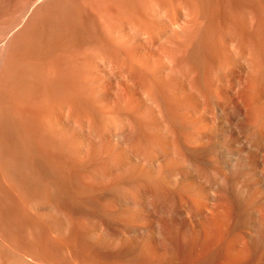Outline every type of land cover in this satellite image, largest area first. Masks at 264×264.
<instances>
[{"label": "bare ground", "instance_id": "6f19581e", "mask_svg": "<svg viewBox=\"0 0 264 264\" xmlns=\"http://www.w3.org/2000/svg\"><path fill=\"white\" fill-rule=\"evenodd\" d=\"M26 1L22 2L23 4H21V6L17 10V12H15L16 11L15 10L14 11L15 13L13 15L11 14L12 16L8 20H5L7 18L4 17L5 14H7L8 10L3 8V10L0 11V17L3 16L5 18V19L2 18L3 19L1 21L2 23H0V121H1L2 115L3 116L5 114L7 115V116L5 115L4 117H2V120H4V118L7 117L6 120H4L3 122L0 123V169H2L3 167H7V168L11 167V169H12L13 166L15 167V165H17L18 163H19V165H21L22 162L25 163L27 161V159L29 158V156H28L29 151L32 149V150H34L33 152L36 153L35 150L38 149L37 144H38L39 140L36 143L35 140L32 138L33 136L32 137L30 136L32 134L29 135L30 128L28 130H25V128H26L25 126L28 123L26 122L27 124H25V122H23V124H25V126L23 128V126L20 125V127L23 128V130H21L22 128L15 126V124H14L18 121L16 120L13 122L11 120V118L13 119L15 117L14 116L15 114L12 111H10L11 110L9 108L10 103L8 104L9 100L7 101V99L5 98L6 96L3 93V89L6 88V86H7V85L6 86L4 85V82L6 84V80L3 81V79H5L4 76H8L9 72H12L14 66L18 62V56H19V52H20L19 49L21 48L20 39L23 37H26V36H29V37L36 39V37L38 35L40 36L41 32L39 31V29H42V27H40V26L43 23L42 22L43 18L45 16V13L48 10L49 5L54 0H32V1H27V2ZM56 1H59V0H56ZM52 3H54V2H52ZM55 4H57V9H58L60 5L58 3H55ZM60 4H62L61 1H60ZM64 4H65V2H64ZM2 6H4V5H2ZM53 6H55V5H52V8H53ZM224 7H225V5H224ZM0 8L2 9V7H0ZM13 8H14V6H13ZM61 8H63V7H61ZM71 9H73V8H71ZM54 10H56V9H54ZM59 10L60 9H58V12L56 13L58 15H59ZM77 10H75V11H77ZM74 13H77V12H74ZM56 14H55V16H56ZM251 16H253V15H251ZM52 17H53V15H52ZM59 17H61V13H60ZM66 19H67V17H66ZM53 20L55 21V19H53ZM228 22H229V20H228ZM182 23H184V22H182ZM251 23H253V22H251ZM52 24H54V23H52ZM73 24H75V22ZM77 25H79V24L77 23ZM77 25L75 24L73 27H71L72 28L71 29L72 30L71 35L73 34L74 38L77 37V34L79 36L78 29H79L80 25L79 26H77ZM57 26L58 27L56 29V33H58L57 35H59L60 33H62V30H60V28L63 25L61 26L59 24ZM223 27H224V25H223ZM175 28H178V27H175ZM232 29L233 28H231V30ZM253 31H251V32H253ZM234 32H235V30H234ZM234 32H233V34H234ZM141 33H142V31H141ZM237 33H236V35H238ZM86 35L87 34H85V36ZM239 35H241V34H239ZM224 36H221V37H224ZM227 36H228V34L226 35V38H227ZM230 36H231V34L228 36V38ZM258 36H261V35H258ZM61 37H63V36H61ZM263 37H264V35H263ZM49 38H51V37H49ZM166 38H164V39H166ZM239 38H240V40H239L240 43H235L237 41V36H235V34H234V37H233L234 42H233L231 37L229 39H231L232 41L230 42V40H229V42H230V44L232 42L234 44H237L236 47L233 46L236 49H238L240 47H242V48L244 47L243 49L240 48L243 50V53H244V51L246 50L245 45L247 46L250 43H248V40H247V42H246L247 44H245L244 41H246L245 39H247V37L245 39L243 38L244 41L241 40L242 37H239ZM255 38L257 41L260 39L257 36ZM255 38H253L254 41H255ZM44 39H45V37H44ZM158 39H159V37H158ZM198 39L200 40L201 38L199 37ZM223 39H222V41L225 40V39L224 40ZM261 39L260 40L263 41L262 37H261ZM216 41H215V43L212 42V46L211 45L210 46L212 49L214 47L215 48L214 50L219 52L218 55H220V56L216 55L217 58H215L216 64L218 63L220 70H224V65L228 66V67L230 66V63H228V62H230L231 60L228 62H227V60L231 59L230 58V55H231L230 50L233 51V48L231 46H230L231 47L230 48L227 43H226L227 45H225L224 42L221 43V41H220V43L218 41L217 43H219V44H217ZM261 41H259V42H261ZM33 42H35V41H33ZM225 42H227V41H225ZM250 42H251V40H250ZM259 42H257V43L259 44ZM233 43H232V45H234ZM252 43H254V42H252ZM56 44H57V42H56ZM75 44H76V42H75ZM207 44H208V42H207ZM209 44H211V42ZM255 45H257V44H255ZM259 46H261V45H259ZM259 46H258V50H259ZM247 47H249V45ZM71 48H73V46H71ZM194 48H193V50H194ZM209 49H210V47H209ZM261 49L258 52H262ZM238 50H236V51L238 52ZM242 50L240 53L238 52L239 54L236 52L235 53L233 52V53H234V55L235 54L238 55L237 56L238 58L235 57L236 59L242 58L241 61H243V59H244V61H245L244 63H246V64H244V68H245V71L248 73V71L246 70V67H247V69L250 67H254V66H252L253 63L251 61L255 60V59H251V57H250L251 54H249L250 55L249 58L251 60H249L248 57H247V59L249 61L246 60V56H247L246 54L248 51L243 54V55H246L243 58V55H240L242 53ZM36 54H34V55H36ZM34 55L32 56L33 57L32 59H34V57L37 56V55L36 56H34ZM239 55H240V57H239ZM254 56H256V55H254ZM196 57H197V55H196ZM37 58H38V56H37ZM257 58H258V56H257ZM121 59H123V58H121ZM27 60H29V59H27ZM38 60H39V58H38ZM195 60H194V63L196 62V65L200 64L198 62L199 61L198 59H197L198 61H195ZM45 61H47V60H45ZM126 61H127V66H126V71H125V73H126L125 74L126 75V97L124 98L125 100L121 97L123 100L122 105L120 104L119 106L118 105L115 106V104H117V103H114V106L116 107V108L115 107L114 108L116 110H115V115L113 112L114 116L113 115L112 116L115 117L116 120L112 116L109 115L110 112L113 111L110 107L109 108L111 111L106 109V107H108V106L105 107L107 112H109V114H108L105 109H104L105 111L103 110L102 105H104V104H101V103L98 104L99 101L97 102L96 100H95L96 102L94 100L90 101L91 99L89 100L88 97H87L88 99H86V96L84 95V93L86 92L85 90H87L88 88H86L84 90L85 91L84 92L83 86L85 85V82L87 81L86 79H89V78H87V76L85 77V75L82 76V74H81L82 71L79 70V68H80L79 66H78L79 67L78 69L74 67L73 69L66 70L63 73L60 71L59 76L61 77V80H59V82H58L59 84L57 85L58 90L56 87L53 88V86H52L54 91L56 89L55 93H57V91H58V94H56V95L59 96V97L57 96L59 98V101L57 100L58 103L56 102L57 103L56 104L54 102L52 105V103L47 104L49 101L48 100L46 103L47 106L44 105L43 107H42L43 104H41V109H38L40 111L38 112L39 116L37 118L38 124L36 125L37 126L36 128H39V130H38L39 132L37 131V133H41L44 135H48L47 133H49L50 131H53L52 132V134H53L55 131L59 130L58 132L62 131L61 134L64 133L65 136H67L65 138H68L67 141L69 142V144H67L68 143L67 142L65 145L66 146L69 145L70 148H68V146H67V149H68V151H69V149H71V154L69 153L70 151L68 152L66 148H64V149L70 154V156L72 158V162L74 163L73 168L68 166L72 163L70 156L68 158L70 159L69 162H71V163L67 165L68 167L66 165H65L66 167L63 165L65 167V169H61L62 171L59 170L57 168V166H55V165H62L61 163L58 164L57 160H56L57 163L54 162L55 157L53 158L51 156V158L54 161L52 159H50V158L48 159L46 157L45 158L48 159L49 161L46 160L45 158H44L45 160L44 159L42 160L40 158V160H42L41 164L43 163V161H46L41 166H46L47 169L49 168V170L52 172H57V171L59 172L58 176H60V180L56 179V180H59L58 182L55 179H47L44 181L43 180L40 181V179H29L28 181L24 182L23 179H21V180H23V181H21L20 179L12 178V176H15V174L13 173L14 171L12 172V175H11L8 172L5 173L6 170L4 168H3L4 172L2 170H0V171H2V172H0V175L2 176L1 179L2 180L4 179L3 176L7 177L4 180L5 183L3 184L4 181L2 182L3 185L7 184L6 186H7V188H9V190H10V188H12L11 190L14 189V192L16 191V193L20 192L18 194H21V195L23 194V197H25L27 195L26 199H24V200H23V197L21 196L22 198H20V202H19L20 204H17V205H19V207L22 206V209L24 208V210H26L25 212H28L27 213L28 216H26V217L32 218V219L30 218L29 220H32L33 222H35L34 226L36 224L37 226H40V227L42 226V227H45L46 229H48L47 232H49L48 234L51 235L49 238H51V237L53 238L52 242H54L53 243L54 245H52L50 243L51 246L50 247L47 246L48 249H46V248L44 249L43 246H39L37 244L38 242L36 243V242L32 241V242H34V244L35 243L36 244L34 245L35 247L32 246V249H30V251H31V250H33V247H34V250L32 252H29L26 250V248L24 249L21 246L24 243L23 241H22L23 243L20 246H19V243H16V245L14 244V246H12L13 243H12V245L11 244L9 245V242H5L6 239L4 240L3 236L0 235V264H109L113 261L118 262L119 260H120V262L123 261L124 264H223L224 263L223 261H222L223 263H221L220 259H218V257L219 258L222 257L220 255L219 256L217 255L218 244L213 243V244H211L210 248L209 247L207 248V251L206 250H203L202 252L200 251V249H202L201 248L202 245H200V244H202V243L199 244L200 245V247H199L197 239L199 237L201 238V235H202L203 231L205 230V228L203 227L205 224L200 220L199 221L196 220V219H198L197 216H196L197 218L194 219L196 221L193 220V223H189V225H188L191 229L190 231L192 232V236H191L192 239L191 240L193 243V244L191 243L192 245L188 246L189 248L188 247L183 248L180 246L181 243L180 244L177 243L178 238L182 235L176 236L175 232H174L175 236L171 235V233L173 231H175V229L173 231L168 230L169 231L168 234H167L168 231L166 230L167 235L166 234H164V235H165V239L167 240V242H166L167 244H161V243L156 242L154 244L152 243V244L140 245V244H133L131 242L132 237L130 236V234L131 233L134 234L136 230L130 229L131 232H129L130 230L124 231L125 230L124 229L123 230L124 232L121 230V231H119L120 233L119 232L116 233V231L113 230L109 226L110 223H118V224L124 225L128 222H131V223L132 222H138L140 220V218H143V216H141L139 214H136V213L133 214L134 212H132L131 214H128V217H129V220H128L127 218L126 219L124 217L122 218V215L124 216V214L121 212H118V213L114 212L112 214V212L111 213L107 212V211L104 212V210L103 211L101 210L99 212V215L106 218V221L102 222V220L101 221L98 220L99 221L98 222V221H96L97 219L93 220L94 217H92V214H93L92 212L94 209L92 210V208H91L93 203L92 204L90 203L92 201V198H91V201L89 202V204L85 203V201H84V203H85L84 204L83 201L81 200V192L83 194V190H84V192L86 191L87 193H90L91 189L93 187L91 188V187L87 186L88 187L87 188L85 185L79 183L80 181L79 182L76 181V179H80V178H78L79 176L82 177V174L80 175V173L82 171L81 168L83 170H85L86 173H88L87 176H85L86 173L83 172L84 173L83 175L86 179H92V181L94 180V181L101 182V183H102V181L112 180V179H144L148 183L149 182H155V183L164 182V181L171 180V179H172V181H173V179L174 180L190 179L193 182V184H191V186H189L192 188V189L190 188L192 190L191 192L196 193V195H198V197H200V199H201V200L199 199L200 202L196 206L194 205V209L197 210V211L194 210V212L195 213L198 212V214L196 213V215H199L200 213L204 214L206 212V214H205L206 217H210V218H212V220H213V217L218 214V211H219L218 205L221 203L219 201L220 200L222 201V196H224L225 193H226V195L230 196L229 198L232 199L231 201H233V206L235 205L236 209H239L240 212L246 211L249 214L251 213L252 215L253 214L255 215V214H258V212L260 210V208L258 210V207L261 206L260 204H262L261 210L264 208V82L261 80V85L256 84V82L258 80L257 81L255 80V82L253 81V79H255V76L251 75L252 78L254 77L252 79L251 77L246 76V75H249V73L247 74L246 72H244V75L247 78L244 75H242V76H244L243 78L241 77L242 80L244 79L243 81L239 82L241 80L240 78H237V80H236L235 77L233 78L232 74H229L236 81L232 79L231 80L232 82H230V80H229L230 76L228 75L229 77H227L228 80L226 83V80H225L226 77L224 78V74H223L224 71L222 72L223 75H221V77L223 76L222 79H220V76H218L219 79L214 78L215 80L212 79V81H211L208 78L210 75L207 76L208 75L207 71L203 70L204 68L201 64L198 66L199 68L197 67V71H196L197 74L196 75L198 78L196 79V81L192 80V82H191L190 81L191 78L189 80V79H186L184 77H181L180 80L176 78L177 80H179V81H177L172 76H171L172 78L169 76L171 74H169V73H165L168 75L163 74V72H165V68H164V71H159L157 68V70H158L157 71V70H153V68H152L153 66H152L150 68H152L153 72L150 71L151 70L149 68L150 65H148V67H147L146 66L147 63L145 64L142 56L137 55L136 53L130 52L128 54V58ZM237 61H239V60H237ZM166 62H167V60H166ZM170 62L171 61H169V63ZM197 62H198V64H197ZM250 62L252 64H250ZM256 63H257V60H256ZM26 64L28 66V63H26ZM124 64H126V63H124ZM261 64H262V62H261ZM44 65H46V64L44 63ZM44 65H42V66H44ZM194 65L195 64H193V66ZM245 65H246V67H245ZM228 67H226V68H228ZM31 68L33 69V66ZM115 68H117V67H115ZM256 68H257V65H256V67H254V69L252 68V70L248 69L249 71H252V72H250V74L254 72V74L257 75L259 73V72L257 73L258 70H262L261 74L262 75L264 74L263 69L257 68L258 69L257 70ZM14 69L16 70L17 68H14ZM38 69H39V66H38ZM15 70L12 72L13 74H14ZM17 70H19V65H18ZM25 70H26V68H25ZM44 70H45V67H44ZM44 70L40 71V73L43 74V78H41L42 76L39 77L38 81H40V82L38 84H40L41 86H44L45 89H47L49 87V82H51L52 80L51 81H49V80L45 81L48 75H45V73H43ZM47 70L48 69H46L45 72H47ZM254 70H257V71L255 72ZM26 71H25V73H26ZM32 71H34V70H32ZM166 71H168V69ZM226 71H227V69H226ZM227 72H229V71H227ZM6 73H8V74H6ZM28 73L23 74L24 76L21 75L22 79ZM35 73H33V74H35ZM85 73L89 74V72H85ZM240 73H241V71H240ZM106 74H108V73H106ZM111 74H113V73H111ZM114 74H113V76H114ZM259 74H258V76H259ZM10 75L12 76L11 73H10ZM225 75L227 76V74H225ZM262 75H260V77ZM89 76H90V74H89ZM185 76H187V75H185ZM240 76L241 75H239V77ZM215 77H217V76H215ZM263 77L264 76H262L261 78L263 79ZM258 78L259 77H257V79ZM24 79H27V78H24ZM238 79H240V80H238ZM26 81H28V79ZM26 81H24V82H26ZM213 81H215V82H213ZM83 82H84V85H83ZM262 82H263V85H262ZM53 83H55V82L53 81ZM258 83H260V81ZM27 84L29 85L30 83L27 82ZM32 84H30V85H32ZM23 85H24V83H23ZM50 85H52V84H50ZM14 87H15V85H14ZM29 88H30V86H29ZM49 88H51V87H49ZM107 88H109V87H107ZM23 89H24V87H23ZM8 90H11V89H8ZM16 91H18V90H16ZM41 91H43V90H41ZM119 92H121V90ZM95 94H97V93H95ZM49 96L50 95H48V97ZM99 99H101V98H99ZM34 100H35V98H34ZM13 103H16V102H13ZM10 116H11V118H10ZM27 119L28 118H25L24 121H26ZM29 120L30 119H28V122H29ZM22 121L23 120H21V122ZM19 124L20 123L18 122V125ZM30 125L32 127V124H30ZM30 125L28 127H30ZM14 127H16V128L14 129ZM49 135H51V133H49ZM56 135L58 136V133ZM54 137H56V136L53 135V138H51V139H55ZM61 137H62V135H61ZM63 137H64V135H63ZM46 138H48V137H46ZM58 141H60V140H58ZM65 142H66V140H65ZM62 144H64V143H62ZM66 146H63V147H66ZM40 147H41V145H40ZM54 150H56V148ZM40 153L41 152H39V154ZM37 154H38V152H37ZM39 154H38V156H40ZM34 157L37 158L35 156V154H34ZM62 158H64V157H62ZM55 159H57V158H55ZM35 160H37L38 162L40 161L38 158ZM67 160L68 159L66 158V161ZM53 163H56V164H53ZM63 164H67V163L64 162ZM62 167H59V168H62ZM11 169H9V170H11ZM30 170H31V168H30ZM7 171H8V169H7ZM32 172H33V170H32ZM71 179H73V180L75 179V181L77 182L78 185L77 184H76L77 186L72 185V184L76 183L75 181H74L75 183L70 184L72 182ZM69 185L70 186L72 185L71 187L76 188V189L74 188L73 190L78 189V191H77L78 194H75L76 192L74 193L73 190H70L71 187ZM0 187L3 188L4 190L6 189L5 186H3V187L0 186ZM154 187L151 185H144V186L141 185L138 188L131 187V186L130 187H123V186L122 187H119V186H108V187H106L105 186L103 191L111 193L110 196L112 194H114V198H116L115 200H117L119 202L121 201V202L126 203L127 200L130 201V200H134V199H138V198H142L143 200H147L148 194L153 193V191H155V192L157 191L156 189H154ZM178 187L176 186L175 188H178L181 190L180 187H182V190H184V191L187 189V186H185V185H184V187H183V185L178 186ZM1 188H0V191L2 190ZM101 188H103V187H101ZM156 188L158 189V188H160V186L159 187L156 186ZM161 188H163V187H161ZM163 189H161V190L158 189L159 190L158 192H160V191L165 192L166 190L164 189V191H162ZM6 190L8 191V189H6ZM100 190L102 191V189H99V191ZM138 190H139V192L140 191L144 192V195H142V197L141 196L137 197L135 195V192H137ZM173 190H175V189L173 188ZM70 191L73 193H71ZM92 191L94 192L95 188ZM96 191H97V193L99 192L98 189ZM14 192L12 191V193H14ZM143 192H141V193L143 194ZM9 193L10 192H8V194H7L5 191L0 192V208L5 211V214L3 213L4 214L3 216L0 215V216H2L1 218L5 217V215H9L10 212H11V216H12L13 210L17 211V209L12 210V208L17 206V205H15V203H18V202H15L12 198H10L12 196L10 195V197H9L8 196ZM87 193H86V195H87ZM100 193L102 194V192H100ZM18 194H16V195H18ZM226 195H225V197H226ZM160 197H162V195ZM225 197L223 199H225ZM89 198H90V196H89ZM162 198H164V196ZM227 199H228V197H227ZM67 203H69L70 206ZM97 203L98 202H96V204ZM90 204H91V206H90ZM66 206L67 207L69 206L71 209H73L72 212L69 211ZM17 207H15V208H17ZM65 208H67L66 210H68L71 213L67 214L68 211L64 212ZM76 208H79V209L76 210ZM93 208H95V207H93ZM99 208H103V207H99ZM19 210H20V208H19ZM8 211H9V214L6 213ZM202 211L203 212L205 211V212L203 213ZM15 212H13V213H15ZM240 212H236L237 215ZM262 214H264V212ZM16 215H17V213H16ZM126 215H125V217H127ZM240 216L241 215H239V217ZM10 217H8V218H10ZM148 217L150 218L151 221L157 220V219L154 220L152 218L154 216H148ZM255 217H256V215H255ZM144 218H146V217H144ZM217 218L215 217L214 219H217ZM241 218H239V219L241 220ZM246 218H247V220L249 219L248 217H246ZM3 219L1 221L5 225L4 221H8V219H7V217L5 218L7 220L4 219V221H3ZM11 219L12 218H10V220ZM243 219H242V222H243ZM208 220H210V219L208 218ZM232 220L234 221V219H232ZM29 222H31V221H29ZM235 222H236V219H235ZM72 223H74V224L75 223H80V224L83 223V224H81L80 231H76L74 229L75 226ZM12 224H14V223H12ZM80 224H79V226H80ZM2 225H0L1 226L0 228H2ZM23 225H21V226H23ZM31 225H33V224L31 223ZM209 225H211V224H209ZM231 225H233V224L231 223ZM72 226H74V228ZM35 227L33 229H35ZM5 228H7V227H5ZM26 228H27V226H26ZM76 228H77V225H76ZM46 229L43 231H46ZM78 230H79V228H78ZM141 230H146V228L141 229ZM177 230H180V229H177ZM25 231H26V229H25ZM43 231H41V232H43ZM47 232H46V234H47ZM24 233H26V232H24ZM179 233L180 232H178V234ZM8 234H9V232H8ZM7 235H5V236H7ZM12 236H13V234H12ZM41 236L42 235H40V237ZM203 236H204V233H203L202 237ZM14 239L12 240V242H14ZM133 239L136 240V238H134V237H133ZM133 239H132V241H133ZM201 239H203V238H201ZM201 239H200V242L202 241ZM57 247H60V248H58V250L61 249V253L56 249ZM158 253H160L162 256L159 257L157 255Z\"/></svg>", "mask_w": 264, "mask_h": 264}, {"label": "rangeland", "instance_id": "374dc122", "mask_svg": "<svg viewBox=\"0 0 264 264\" xmlns=\"http://www.w3.org/2000/svg\"><path fill=\"white\" fill-rule=\"evenodd\" d=\"M25 1L26 0H20V1L19 0H14V1L13 0H0V7H2V9L0 8V11L3 10V8L8 10L7 14H5V16H4L7 19H5L3 16L0 17L1 18L0 23H2L1 22L3 20L2 18H4L5 20L10 19V17L15 12H17V10L20 8L21 4H23L22 2H25ZM27 1H32V0H27ZM55 1L56 0L52 1L54 3L51 2V4L48 7L47 12L45 13V16H44L43 21H42L43 23L40 26V27H42V29H39V31L41 32L40 36L38 35L39 37L37 36L36 39L29 37V36H26V37H23L20 39L21 48L19 49L20 52H19V56H18V62L14 66V68L18 69V65H19V70H17V69L15 70L14 68L12 70V72L15 70V72H14L15 75L17 73L18 74L15 76L12 72H9V75L4 76L5 79H3V81L6 80V84L4 82V85L5 86L7 85L6 86L7 89L4 88L5 86L3 87L4 88L3 93L5 94V96H6L5 98L7 99V101L9 100L8 104L10 103V105H9V108L11 109L10 111H12L15 114L14 116L16 117V118L14 117L12 119L10 116L11 120L13 122L17 120L20 124L18 125V122H16V123H14L15 126L20 127V125H21V126H23V128H24L25 124L28 123L25 126L26 127L25 130H28L30 128L29 135L32 134L30 136L31 137L33 136L32 138L35 140L36 143L38 140L40 142V143L38 142V144H37L38 149L36 148L37 149V150H35L36 153H34L33 152L34 150H32V149L29 151V153H28L29 158L27 159V161L25 163L22 162V164L20 163L21 165H19V163H18L17 165H15V167L13 166L12 169H11V167H9V168L3 167L6 170L5 173L8 172L9 174L12 175V172L14 171L13 173L15 174V176H12V178L20 179V180L23 179L24 182L28 181L29 179H40V181L41 180L44 181L47 179H55V180L59 179L60 180V176H58L59 172L58 171L52 172L49 170V168L47 169L46 166H41L42 164H44L46 162V161H43V163L41 164V161L45 157L48 159L49 158L52 159L51 156L53 158L55 157L57 159L54 158L55 161L53 159L52 160L56 163L58 161V164H60V163L62 164V165H55V166H57V168L59 170L65 169V167L72 162V158L70 156L71 149H69V151H70L69 152L67 149V146H68V148H70L69 145H67V146L65 145L68 142L67 141L68 138H65L67 136H65L64 133L61 134L62 131L58 132L59 131L58 130V131H55L53 134H52L53 131H50L49 133H51V135H49V133H47L49 135L48 136V135H44L41 133H37L39 128H36L37 127L36 125L38 124L37 123L38 122L37 118L39 116L38 112L40 111L38 109H41V104H43L42 105V107H43L44 105L47 106L46 103L48 100L49 101L47 104L52 103V105L54 102L56 103L57 100L59 101V98H58L59 96L56 95V94H58V91H57V93H55L56 89L54 91L53 88L56 87L58 90L57 85L59 84L58 83L59 80H61V77L59 76L60 71L63 73L64 71L71 70L74 67L77 69L80 67L79 70L82 71V73H81L82 76L85 75V77L87 76V78H89V79H86L87 81L85 82V85L83 82V85H84L83 91L86 88H88L87 90H85L86 92L84 91L85 93L83 92L84 95L86 96V99L89 98V100L91 99L90 101L96 100L97 102L99 101L98 104H100V103L104 104V105H102L103 110L105 109L106 106H108V107H106V109H108L109 111H111L110 110V108H111L113 111H111L112 113L110 112V114L105 109L106 112L110 116L113 115V112L115 115V110H116L115 106L116 105L119 106L120 104L122 105L123 104L122 98L124 99L126 97V75H125L126 73H125V71H126V66H127L126 60L128 58V54L130 52L136 53L137 55H141L145 64L147 63L146 66L148 67V65H150L149 68L153 66L152 67L153 70H157V68H158L159 71H164V68H165V72H163V74L169 73V74H171L169 76L170 77L172 76L173 78H175V80H177V79L180 80L181 77H184V78L189 79V80L191 78V80H190L191 82H192V80L196 81V79L198 78L196 75L197 74L196 73L197 67L201 64L204 68V69L203 68L202 69L207 71V74H208L207 76L210 75L208 78L211 81H212V79L213 80L219 79L218 76H220V79H222L223 76L221 77V75L224 74V78L226 77L225 80L227 83V80H228L227 77L230 76L229 74H232L233 78L235 77L236 80H237V78H240L241 80L240 79H238V80H240L239 82H241L244 80V79L242 80V78L245 76L244 72H246V71L244 68V64H246V63H244L245 62L244 59H243V61H241L242 58L236 59V58H238L237 54L234 55L235 52L240 53L241 50L244 48V47L243 48L240 47V48H242V49H240L237 47L239 50L235 48L237 45V44L233 43L234 42L233 37L235 34V36H237V41L235 40L236 41L235 43H240L239 37H242L241 40H243V41L247 37V39H245L246 41H244V42H245V44H247L246 42L248 40V43H250V44H248L249 47H247L248 45L247 46L245 45L246 50L244 51V53H246L248 51L246 54L247 56L243 55L244 54L243 50H242V53L240 55H243V58H244V56H246V60H248L247 57L249 58V56H250L249 54H251V56H250L251 59H255V60L251 61L253 63L252 66L256 67V65H257V68L263 69V72H264V68H263L264 67V49H263L264 48V45H263L264 44V42H263L264 41V37H263V35H264V0H260V1L259 0H227V1L226 0H59L56 2ZM60 1L62 2V4H60ZM64 2H65V4H64ZM55 3H58L60 5L58 9L61 10V11L59 10V15L61 13L62 18L59 17L58 14H56L58 12V9H57V4H55ZM1 4L4 6H2ZM52 5H55V6H53V8H52ZM224 5H225V7H224ZM13 6H14V8H13ZM61 7H63V8H61ZM71 8H73V9H71ZM54 9H56V10H54ZM75 10H77V11H75ZM74 12H77V13H74ZM54 13L56 14V16ZM52 15H53V17H52ZM251 15H253V16H251ZM66 17H67V19H66ZM53 19H55V21ZM228 20H229V22H228ZM57 22L58 23L60 22L59 24L61 26L63 25L60 28V30H62V33H60L61 35L59 34L60 36L57 35L58 33H56V29L58 27L57 25H59ZM74 22L76 25H77V23L80 25V26L77 25V26H79V29H80V30L78 29V33H79V36L77 34L78 38L77 37L74 38L73 34L71 35V33H72L71 27H73L75 25V24H73ZM182 22H184V23H182ZM251 22H253V23H251ZM52 23H54V24H52ZM223 25H224V27H223ZM175 27H178L179 29L175 28ZM231 28H233L232 29L233 31L231 30ZM234 30H235V32H234ZM141 31H142V33H141ZM251 31H253V32H251ZM233 32H234V34H233ZM236 33L238 35H236ZM85 34H87V35L85 36ZM227 34H228V36L231 34L230 37L232 38V40H233L232 43L234 45H232V43L230 44V42L232 41L231 39H229L230 37L228 38V36H227V38H226ZM239 34H241V35H239ZM258 35H261V36H258ZM61 36H63V37H61ZM221 36H224L225 38L221 37ZM256 36L260 39L262 37L263 41H261L262 39L261 40L259 39L257 41L255 38ZM44 37H45V39H44ZM49 37H51V38H49ZM158 37H159V39H158ZM199 37L201 38L200 39L201 41L198 39ZM164 38H166V39H164ZM253 38H255V41L253 40ZM222 39L224 41H222ZM249 39L251 40V42ZM229 40H230V42H229ZM33 41H35V42H33ZM215 41H216V43L218 41H219V43H220V41H221V43L224 42L225 45L228 44L229 47L231 46L233 48V51L230 50V54H231L230 58L231 59L227 60V62L231 60L230 62H228V63H230V66L228 67V66L224 65V70H220L218 63L216 64L215 58H217L216 55H218L219 52L214 50L215 49L214 47H213V49L211 48L212 42L215 43ZM225 41H227V42H225ZM259 41H261L262 43ZM56 42H57V44H56ZM75 42H76V44H75ZM207 42H208V44H207ZM210 42H211V44H209ZM252 42H254V43H252ZM257 42H259V44ZM219 43H217V44H219ZM255 44H257V45H255ZM259 45H261V46H259ZM71 46H73V48H71ZM233 46H235V47H233ZM258 46H259V50L262 48L261 49L262 52H258L259 51ZM209 47H210V49H209ZM193 48H194V50H193ZM235 49L238 50V52ZM34 54H36L38 56L39 60H38L37 56ZM33 55L36 56V57H34V59H32ZM196 55H197V57H196ZM240 55H239V57H240ZM254 55H256V56H254ZM218 56H220V55H218ZM257 56H258V58H257ZM121 58H123L124 60ZM27 59H29V60H27ZM251 59L249 58V60H251ZM45 60H47V61H45ZM166 60H167V62H166ZM194 60L198 61L200 64H198V62H197L198 65H196V62L194 63ZM237 60H239V61H237ZM256 60H257V63H256ZM169 61H171V62L169 63ZM260 61L262 62V64ZM251 62H250V64H252ZM26 63H28V66ZM44 63L46 65H44ZM124 63H126V64H124ZM193 64H195V65L193 66ZM42 65H44V66H42ZM32 66H33V69L31 68ZM38 66H39V69H38ZM44 67H45V70H44ZM115 67H117V68H115ZM226 67H228V68H226ZM245 67H246V65H245ZM254 67H250L248 69L252 70V68L254 69ZM25 68L27 71L25 70ZM152 68H150L151 69L150 71H152ZM166 68L168 69L169 72L166 71L167 70ZM225 68L229 72H227ZM46 69H48L47 70L48 73L45 72ZM248 69L246 67V70L249 73V75H246V76H248V77H251V75L255 76V79H253L254 77L253 78L251 77V78L253 79L254 82H255V80L256 81L258 80L256 82V84L261 85V80L264 82V77H263V79L261 78L262 76H264V74L263 75L261 74L262 70H258V69H257L258 71L254 70L255 72L257 71V73L258 72L260 73V74L258 73L259 74V76H258V74L256 75V74H254V72L250 74V72H252V71H249ZM32 70H34V71H32ZM41 70H44L43 73H45V75H48L47 78L45 77L46 78L45 81H47V80L51 81L52 80L51 82L48 81L49 87H51V88H49L47 86L48 88L46 87L47 89H45L44 86H41L40 84H38L40 82V81H38L39 77L42 76L41 78H43V74L40 73ZM239 70L241 71V73ZM25 71H26V73L29 72L28 73L29 75L28 74L25 75V77H23V79L27 78L28 81H26L27 79H24V80L22 79V76H24L23 74H26ZM83 72L84 73L89 72L90 76H89V74H87V73L84 74ZM222 72H223V74H222ZM10 73L12 74V76L10 75ZM33 73H35V74H33ZM106 73H108V74H106ZM111 73H113V74L115 73L116 74V75L114 74L115 77ZM6 74H8V73H6ZM225 74H227V76ZM165 75H168V74H165ZM185 75H187V76H185ZM239 75H241V76L239 77ZM242 75H244V76H242ZM260 75H262V76L260 77ZM215 76H217V77H215ZM232 76H230V78H229L230 82H232L231 81L233 79ZM257 77H259V78L257 79ZM179 80H177V81H179ZM233 80H235V79H233ZM24 81H26V82H24ZM53 81L55 83H53ZM259 81H260V83H258ZM27 82L30 84H32V83L33 84L28 85ZM213 82H215V81H213ZM263 82H262V85H263ZM23 83H24V85L25 84L26 85L24 86ZM50 84H52V85H50ZM14 85H15V87H14ZM29 86L31 89L29 88ZM52 86H53V88H52ZM23 87H24V89H23ZM107 87H109V88H107ZM8 89H11L12 91L8 90ZM16 90H18V91H16ZM41 90H43V91H41ZM120 90H121V92H119ZM95 93H97V94H95ZM48 95H50V96L48 97ZM34 98H35V100H34ZM99 98H101V99H99ZM13 102H16V103H13ZM114 103H117V104H115V106H114ZM4 116L2 115V117H4ZM2 117H1L0 123L3 122L4 120H6V118H7V117H5L4 120H2ZM25 118L30 119L29 122H28V119L26 121H24ZM113 118L115 119V117H113ZM21 120H23V121L21 122ZM23 122H25V124H23ZM30 124H32V127ZM29 125H30V127H28ZM15 128L16 127H14V129ZM20 128H22V127H20ZM23 128L21 130H23ZM57 133H58L59 137L56 135ZM53 135L56 136V137H54L56 140L51 139V138H53ZM61 135H62V137H61ZM63 135H64V137H63ZM46 137H48L49 139ZM58 140H60V141H58ZM65 140H66V142H65ZM62 143H64V144H62ZM67 144H69V142ZM40 145H41V147H40ZM63 146H66V147H63ZM55 148H56V150H54ZM64 148H66L70 154ZM37 152H38V154H39V152H41L39 154L41 157L38 156ZM34 154L39 160H40V158L42 159L39 161L40 163L37 160H35L37 158L34 157ZM69 156H70L71 162H69L70 161V159L68 158ZM62 157H64V158H62ZM66 158L68 159L67 161H66ZM48 159H46V160H48ZM63 161L67 164H63L64 163ZM56 163H53V164H56ZM63 165L64 166L66 165V166L64 167ZM70 165H68V166L73 168L74 163L71 166ZM58 166L59 167L63 166V167L59 168ZM3 168L0 170L3 171L4 170ZM30 168H31V170H30ZM7 169H8V171H7ZM9 169H11L12 171ZM32 170H33V172H32ZM81 170L82 171H81L80 175L82 174V177L79 176L78 178H80V179H76V181L77 182L80 181L79 183L85 185L86 187L87 186L91 187V188L93 187L91 189L90 193H87L86 191L84 192L83 189L82 190H83L84 195L81 192V200L83 201V203L85 201V203L89 204V202L91 201V198H92V201L90 203L91 204L93 203L92 207H91L92 210L94 209L92 212L93 213L92 217H94L93 220L97 219L96 221H98V220L99 221L102 220V222L106 221V218L99 215V212L101 210L102 211L104 210V212H106V211L110 212V213L112 212V214L114 212L115 213L121 212L124 214V216L122 215V218L124 217L125 219L127 218L128 220H129L128 214H131L132 212H134L133 214L136 213V214L143 216V218H140V220L138 222H132V223L128 222L129 224L126 223L123 225V224H118V223H110L111 224L110 225L108 223L109 226L113 230L116 231V233H118L121 230L123 231L124 229H125L124 231L130 230V229L136 230L134 234L133 233H131L132 235L130 234L132 239H133V237L136 238V240L133 239V241L131 239V242L133 244L145 245V244H152V243L154 244L156 242L161 243V244H167L166 243L167 240L165 239L164 234H166V232L168 230L173 231L175 229V231H173L171 233V235L173 236L175 233H176L175 234L176 236L182 235L179 237L180 239L178 238L179 242L177 241V243L178 244L181 243L180 244L181 247L187 248L188 246L193 244L192 240H191L192 239V237H191L192 232L190 231L191 229L188 225H189V223H193V220L198 217V219H196V220H198V221L200 220L205 224L203 226L205 228V230L203 231L204 236L202 237L203 233L201 235V238H203V239H201L200 237L197 239L198 245L200 243H202V244H200V245H202L201 246L202 249H200L201 252L203 250L207 251V248L208 247L210 248L211 244L215 243V244H218V253L219 254L217 253V255L222 256L220 258L217 256L218 259H220L221 263L224 262L225 264L226 263L227 264H257V263L258 264H264V224H263L264 223V214H262L264 212V208L261 210L262 204H260L261 206L258 207V210H259V208H260V210H259L258 214H255L256 215V217H255L254 214L253 215L251 213L249 214L246 211L240 212L239 209H236L235 205L233 206V201H231L232 199L229 198L230 196L226 195V193H225L226 197H225V195L222 196V201L221 200L219 201L221 203L218 205L219 206V211L217 214L218 216L217 215L214 216L213 220H212V218L206 217L205 211H204L205 213L202 211L204 214L200 213L199 215H196V213L198 214V212H196V213L194 212V210H195L194 205L196 206L200 202L201 199H200V197H198V195H196V193L191 192L192 188L189 186H191V184H193V182L190 179H185V180H174L173 179V181L171 179V180H167L164 182H157V183H155V182H149L148 183L144 179H112V180L102 181V183H101V182H97L94 180H93L94 181L93 182L92 179H86L83 175L84 173H86L85 170H83L82 168H81ZM2 171H0V172H2ZM87 174L88 173H86L85 176H87ZM1 177L2 176L0 175V186H2V187L5 186V188L8 189V191H7L6 189L4 190L3 188L0 187L2 189L1 191H5L7 194H8V192H10L11 194L9 193L8 196L10 197V195H11L12 197H10V198H12L15 202H18V203H15L13 201L15 203V205L20 204L19 203L20 198L23 197V194L22 195L18 194V193H20L18 191H17L18 193H16V191L14 192V189L11 190L12 188H10V190H9V188H7V186H6L7 184L3 185L5 183L4 180L7 177L3 176L4 177L3 180L1 179ZM23 180H21V181H23ZM59 180H56V181L58 182ZM71 181H72L71 183L69 182L70 184L76 182L75 179L74 180L71 179ZM2 182H3V184H2ZM77 182L75 184H72V185L75 186L77 184ZM141 185L142 186L151 185L153 187L155 186L154 189H156L157 191L156 192L153 191V193L148 194L147 200H143L142 198H138V199H134V200H130V201L127 200L126 203L121 202V201L119 202V201L115 200L116 198H114V194H112L113 196L112 195L110 196L111 193L103 191L105 186L106 187H108V186L130 187L131 186V187L138 188ZM182 185H183V187H184V185L187 186L188 190L186 189L184 191V190H182V187H180L181 190L178 189L179 188L178 186H182ZM156 186L157 187L160 186V188H158L159 190L164 188L166 191L165 192L160 191L161 192L160 193V192H158L159 190L156 188ZM174 186L175 187L177 186L178 188H175ZM101 187H103V188H101ZM161 187H163V188H161ZM74 188L75 187H71L70 190H73ZM94 188H95V191L93 192L92 190H94ZM173 188L175 190H173ZM97 189H98V191H99V189H102V191L100 190L97 193V191H96ZM164 189L162 191H164ZM12 191L14 193H12ZM73 191H74V193L76 192L75 194H78V192H77L78 189L73 190ZM100 192H102V194ZM141 192H143V191L139 192V190H138L137 192H135V195L137 197H140V196L142 197V195H144V192H143V194ZM71 193H73V192H71ZM86 193H87V195H86ZM16 194H18V195H16ZM161 195H162V197L164 196V198L160 197ZM26 196L23 197V200L26 199ZM89 196H90V198H89ZM224 197H225V199H223ZM227 197H228V199H227ZM96 202H98L99 204L97 203L98 204L97 205ZM67 204L69 205V203H67ZM91 204H90V206H91ZM17 206H15L17 208H15V207L12 208V210L17 209V211L15 210L16 212L13 210V212H15V213L12 212V216H11V212H10V214H9V211L6 212L9 215H5V217H3V218L5 219L7 217L8 221H4V219L1 218L5 214V211L0 208V215H2V216H0V221L3 219V221L5 222V225H6L5 226L2 221L0 222V225L3 224L2 228H0V235L3 236L4 240L6 239L5 242H9V245L10 244L12 245V243H13L12 246H14V244L16 245V243H19V246H20L24 242L21 246L24 249L26 248V250L29 252H32L34 250V247H35L34 245L37 242H38L37 244L39 246H43L44 249L45 248L48 249L47 246L50 247L51 244L54 245L53 244L54 242H52L53 238L52 237L49 238L51 235L48 234L49 233V232H47L48 229H46L45 227H42V226H41L42 227L41 228L40 226H37L36 224H35V226H36L35 227L34 226L35 222H33L32 220H29L31 217L30 218L26 217V216H28L27 215L28 212H25L26 210H24V208L22 209V206H20V207H19V205H17ZM69 206L68 207L66 206V207L68 208L69 211L72 212L73 209H71ZM93 207H95V208H93ZM99 207H103L104 209L99 208ZM19 208L21 211L19 210ZM67 208L64 209L65 210L64 212L68 211V210H66ZM78 209L79 208H76V210H78ZM69 211L67 212V214L71 213ZM195 211H197V210H195ZM236 212H240V213L237 215ZM16 213H17V215H16ZM125 215L127 217H125ZM239 215H241V216L239 217ZM148 216H154L155 218L154 217H152V218L154 220L155 219H157V220L151 221ZM245 216L248 217L249 219L247 220V218ZM8 217L12 218L14 221L12 219L10 220V218H8ZM144 217H146V218H144ZM215 217L216 218L218 217L219 219L218 218H217L218 220L214 219ZM208 218L210 220H208ZM239 218H241V220ZM7 219H5V220H7ZM232 219H234V221ZM235 219H236V222H235ZM242 219H243V222H242ZM196 220H194V221H196ZM29 221H31V222H29ZM229 221L233 225H231V223ZM11 222L14 224H12ZM31 223L33 225H31ZM20 224L21 225L24 224V225L21 226ZM72 224H74V223H72ZM79 224L80 223H75L74 224L75 228H74V226H72V227L76 231H80L81 224H83V223H81L80 226H79ZM209 224H211V225H209ZM76 225H77V228H76ZM26 226H27V228H26ZM5 227H7V228L9 227V228L7 229ZM34 227H35V229H33ZM44 228L46 229V231H43V230H45ZM78 228H79V230H78ZM144 228H146V230H141ZM25 229H26V231H25ZM39 229L40 230L42 229L41 231H43V232H41ZM177 229H180V230H177ZM169 231L167 232V234L169 233ZM8 232H9V234H8ZM24 232H26V233H24ZM46 232H47V234H46ZM129 232H131V230ZM178 232H180V233L178 234ZM12 234H13V236H12ZM5 235H7V236H5ZM40 235H42V236L40 237ZM13 239H14V242H12ZM200 239L202 240L201 242H200ZM32 241H34L36 243L34 244V242H32ZM200 245H199V247H200ZM32 246H34L33 250L30 251V249H32ZM58 248H60V247H57L56 249L58 250ZM58 251L61 253V249ZM157 255L159 257L162 256L160 253H158ZM120 263L124 264V262L123 261L120 262V260L118 262L113 261L109 264H120Z\"/></svg>", "mask_w": 264, "mask_h": 264}]
</instances>
